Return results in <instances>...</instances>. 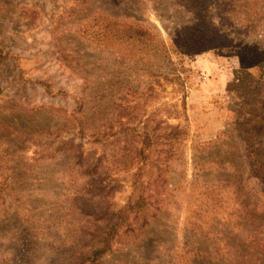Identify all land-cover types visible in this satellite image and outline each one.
<instances>
[{"label": "rangeland", "instance_id": "374dc122", "mask_svg": "<svg viewBox=\"0 0 264 264\" xmlns=\"http://www.w3.org/2000/svg\"><path fill=\"white\" fill-rule=\"evenodd\" d=\"M262 61L264 0H0V264H240L244 247L264 251V177L242 141L264 118ZM175 126L185 142L163 139ZM161 166L168 211L119 222L157 198Z\"/></svg>", "mask_w": 264, "mask_h": 264}, {"label": "trees", "instance_id": "16d2710c", "mask_svg": "<svg viewBox=\"0 0 264 264\" xmlns=\"http://www.w3.org/2000/svg\"><path fill=\"white\" fill-rule=\"evenodd\" d=\"M112 20V19H111ZM107 27H110L109 24H106ZM115 28L120 27L119 33H129L127 31L126 25L122 24H114ZM141 30H138V34H140ZM125 34H122V37H124ZM260 68L263 69L264 71V62L262 61L260 63ZM245 84L244 79L241 80V78H238V84L236 86H243ZM259 105H262L261 103ZM259 110L262 112V107L259 106ZM264 118H251L249 119L248 123H246L245 127H248V136L246 138H242V141H244L248 147V150H246V160L248 163V166L250 170L253 172L257 173L259 177H264ZM173 132L175 133L174 135H168L167 137L164 136V140H167V138H172L173 140L183 138V142L186 141L188 138L187 131L185 130V127L181 126H175L172 127ZM178 140H176L177 143ZM162 157L166 160L167 157L169 156V152L162 151L161 152ZM176 155V154H175ZM167 168L165 166H161L158 168V184L160 185L159 189L160 191L157 192L156 194L158 195L156 199H154V196L152 195L149 196L148 199H145L143 196H141L135 204H129L128 207H126L123 211H120L119 213V222L125 223L130 215H145L150 214L153 212L152 216H146V220L143 223V227H149L150 226V219L154 217V210H157V212H165L168 211V198L164 194L167 191L168 188V182L166 178V173H167ZM226 182L229 183L228 180ZM238 185L242 184L240 181L237 180ZM149 187V186H148ZM157 205V208L156 206ZM244 208H246L244 206ZM250 215V214H249ZM120 225L119 223L114 226L107 234L106 242L103 246L102 250H98L93 253L95 256V259L98 260L99 258L101 259L107 252L111 251L112 249V242L115 239V237L118 234V229ZM264 249V248H263ZM257 251H260V248L257 247H244L243 248V258H246L241 261L240 264H248V257H250L251 263L253 262L254 256L256 255H261ZM257 252V253H256ZM264 252V251H260ZM249 262V264H251Z\"/></svg>", "mask_w": 264, "mask_h": 264}]
</instances>
